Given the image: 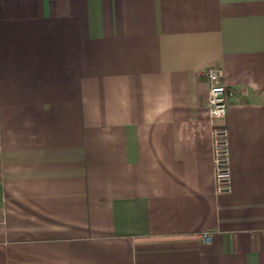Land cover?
<instances>
[{
    "label": "crops",
    "instance_id": "obj_1",
    "mask_svg": "<svg viewBox=\"0 0 264 264\" xmlns=\"http://www.w3.org/2000/svg\"><path fill=\"white\" fill-rule=\"evenodd\" d=\"M0 264H264V0H0Z\"/></svg>",
    "mask_w": 264,
    "mask_h": 264
},
{
    "label": "built area",
    "instance_id": "obj_2",
    "mask_svg": "<svg viewBox=\"0 0 264 264\" xmlns=\"http://www.w3.org/2000/svg\"><path fill=\"white\" fill-rule=\"evenodd\" d=\"M208 92L206 98V108L211 122L225 116L226 105V85L223 81V68L220 66H209L206 69ZM212 165L217 193L229 192L231 190V172L228 152L227 132L223 126L214 125L212 128ZM203 241L210 238V232L199 233Z\"/></svg>",
    "mask_w": 264,
    "mask_h": 264
}]
</instances>
